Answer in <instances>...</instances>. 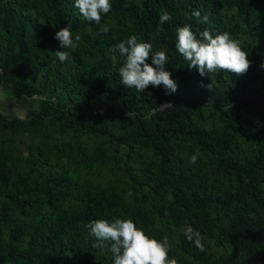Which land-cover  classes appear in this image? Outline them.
<instances>
[{"label": "trees", "instance_id": "1", "mask_svg": "<svg viewBox=\"0 0 264 264\" xmlns=\"http://www.w3.org/2000/svg\"><path fill=\"white\" fill-rule=\"evenodd\" d=\"M110 4L98 25L74 0H0V86L36 103L27 118L0 112V264H114L85 227L99 219L167 236L178 264H264V0ZM69 24L81 40L60 62ZM185 25L239 39L248 72L201 77L175 48ZM131 35L166 52L175 93L122 85Z\"/></svg>", "mask_w": 264, "mask_h": 264}, {"label": "clouds", "instance_id": "2", "mask_svg": "<svg viewBox=\"0 0 264 264\" xmlns=\"http://www.w3.org/2000/svg\"><path fill=\"white\" fill-rule=\"evenodd\" d=\"M74 7L89 22L100 24L102 14L111 10L110 0H74ZM193 16L199 18L201 13L194 10ZM171 20V15L164 12L160 15V24ZM205 22L207 16L204 17ZM107 25L101 28L102 33H108ZM63 51H55L54 55L60 62L70 59V52L66 49L75 48L81 40L80 35L73 37L71 25L55 33ZM241 41L233 38L228 32L213 35L208 29L199 33V38L191 30L190 25L176 29L175 48L188 62L191 69L198 71L201 77H209L210 73L225 70L236 76L246 74L251 66L248 54L241 48ZM117 49L124 57L123 65L119 68L121 83L126 88H135L144 92L149 86H164L166 94L175 93L178 85L171 78V73L165 70L168 57L165 51H153L149 42L138 40L131 35L122 40ZM151 57L152 65L147 63ZM264 67V64L261 65ZM211 88V85L209 86ZM171 104H164L166 107ZM198 153L191 155L190 164H196ZM131 195V192L128 193ZM88 235L95 238L92 247L96 249L108 248L113 254L114 264H178L176 258L169 259L170 243L168 237L162 240L151 238L131 219H106L89 221L85 225ZM186 239L193 243L201 252L205 251L204 237L191 225L186 224L182 229Z\"/></svg>", "mask_w": 264, "mask_h": 264}, {"label": "crops", "instance_id": "3", "mask_svg": "<svg viewBox=\"0 0 264 264\" xmlns=\"http://www.w3.org/2000/svg\"><path fill=\"white\" fill-rule=\"evenodd\" d=\"M10 94L11 92L8 90H5L2 86H0V112L7 115L8 117L10 116L9 112V108L11 107L12 104H16L19 103V105L22 107L21 111L19 112V114H15L12 115L11 117H22L25 118L27 117L25 115L28 114V116L30 115V112L32 111V109L35 107L36 103H32L30 101H27L23 98H21L19 95L13 94L12 93V98L10 99Z\"/></svg>", "mask_w": 264, "mask_h": 264}, {"label": "rangeland", "instance_id": "4", "mask_svg": "<svg viewBox=\"0 0 264 264\" xmlns=\"http://www.w3.org/2000/svg\"><path fill=\"white\" fill-rule=\"evenodd\" d=\"M9 97H10V99L12 98V93L10 94ZM21 108L22 107L19 105V103L12 104L11 107L9 108V112H8L10 114L9 117H11L12 115H15V114L20 115L19 112L22 110ZM25 115L28 117V114L25 113ZM27 117H25V118H27Z\"/></svg>", "mask_w": 264, "mask_h": 264}, {"label": "built area", "instance_id": "5", "mask_svg": "<svg viewBox=\"0 0 264 264\" xmlns=\"http://www.w3.org/2000/svg\"><path fill=\"white\" fill-rule=\"evenodd\" d=\"M3 74V70L0 68V76ZM164 104H168V103H163L162 105H164ZM170 106V105H169ZM169 106H166V107H163V108H161V107H159V110H163V109H165V108H167V107H169Z\"/></svg>", "mask_w": 264, "mask_h": 264}]
</instances>
